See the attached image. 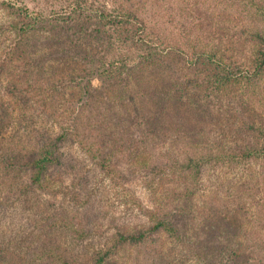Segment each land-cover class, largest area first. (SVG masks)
Returning <instances> with one entry per match:
<instances>
[{"label":"rangeland","instance_id":"374dc122","mask_svg":"<svg viewBox=\"0 0 264 264\" xmlns=\"http://www.w3.org/2000/svg\"><path fill=\"white\" fill-rule=\"evenodd\" d=\"M124 1L148 17V32L164 44L152 45V60L141 63L136 42L127 54L139 63L113 78L95 73L89 82L92 57L104 53L91 5L99 9L103 0H0V264H94L110 249L106 264H208L187 242L264 256V212L257 216L264 160H214L260 142L251 127H264V76L230 68L232 81L218 87L213 65L197 51L216 43V11L225 2ZM48 14L75 22L61 29L49 22L55 17L39 22ZM24 80L47 82L49 96L38 97L50 98L52 113L21 93ZM82 129L91 134L88 146L117 152L110 158L118 176L81 147ZM59 135L65 138L57 141ZM51 142L55 151L47 149ZM45 149L52 162L37 187L29 163ZM136 150L143 156L130 166L125 155ZM194 154L210 161L187 204L191 214L173 222L175 236L160 232L141 246H115L118 232L151 225L137 203L176 209L175 192L190 183L177 164Z\"/></svg>","mask_w":264,"mask_h":264},{"label":"trees","instance_id":"16d2710c","mask_svg":"<svg viewBox=\"0 0 264 264\" xmlns=\"http://www.w3.org/2000/svg\"><path fill=\"white\" fill-rule=\"evenodd\" d=\"M104 1L110 5L109 9L104 6ZM222 1L225 2V5H222L224 6L222 11H216L215 37L211 38V41H216V43L210 48H201L198 46V48L196 47L197 51L204 56L209 64L213 65V70L215 71L211 74V77L216 78V85L218 87L228 86L229 81H232L235 73L230 68L235 69L238 73L244 72L246 77H252L251 75H254L257 78H262L264 76V0ZM125 4L124 0H103V4L99 9L95 7V3L91 5V12L95 14L94 18L98 24V27H95L97 31L94 32L97 36H95L97 38L95 39L96 46L102 49L104 53L97 59L92 57L93 67H91V71L88 75L89 82H91L94 76L93 74L95 73V76L100 74L99 76L105 78H113L139 63L136 57L133 58L127 54L128 51L134 49L132 46L135 47L136 42H138L141 52H144L141 53V63H147L152 60L153 55L151 51L152 48H154L152 45H154L155 48H159L164 44V40H161L158 37L159 35L148 32L150 26L148 17L144 16L143 18L138 16L136 11L126 7ZM187 13L186 11L185 14ZM57 16V14H48L47 16L39 18V22L43 21L49 24L48 19L55 17L49 22L53 24L52 27L60 29L69 23L74 24L75 22L68 17ZM229 24H232L233 28L230 27ZM103 28L106 30H103ZM233 32L235 33L233 34ZM138 33H140V35ZM123 35H125L126 38H122ZM129 42L130 46H128ZM246 50H249L251 53L249 57L245 55ZM237 51L241 53L238 56L227 54L236 53ZM34 61L35 60H32V62ZM248 69H250V71ZM28 82L30 81L24 80L23 83H20L19 87L21 88V93L35 100L36 103H38V108L44 113H52L51 102L49 103L50 98L41 97V95L38 97L39 94L42 93L49 96L50 93L47 82ZM251 130L260 138V142L256 147H250L238 152H223L222 156H217L214 160L219 162L224 161L226 163L243 162L250 159L264 160V127H251ZM86 134L91 135L86 129H82L80 135V138H82V141H80L81 147H84L86 153L90 155L93 160H96L100 167L106 170L110 176H118L115 167L111 163V158L113 157L110 158L111 154L114 156L117 152L112 150L105 152L100 148H94V146L91 147V145L88 146L89 138H87ZM64 138L65 136L59 135L56 140L61 141ZM48 144L50 145L47 149L53 148V151H55L54 145L56 146V143L54 144V142H51ZM47 149L41 151V153L29 163L31 185L37 187L42 186V170L46 165L52 162L50 154L53 153H49L50 150L47 151ZM142 156L139 150L127 151L125 155L130 166L137 164L135 160L142 158ZM209 161L210 157L194 154L186 156L183 163L177 164L178 173H185V177L186 175L188 176L190 183H187L188 185L186 184V186L184 185L181 192H175L176 209H174L173 212L168 211L166 213L156 206L153 211H150L144 209L137 203V208L144 212L148 220H150L151 225L146 228L135 230L134 232H118L115 239V246L118 244L141 246L148 238L160 232H166L169 236H175L178 230L173 227V222H176L177 219L190 213L191 201L195 194L194 187L198 184L200 169L202 165ZM141 166L145 168L147 165ZM187 204L190 206L188 207ZM258 204L257 216H261L264 212V188L261 189V197ZM186 244L185 246L190 252L200 253L206 256L205 258H207L208 264H264V256L261 257L257 255L251 248L212 247V245L195 248L194 244L190 245L188 242ZM110 251L111 249L99 253L94 260V264H106ZM224 255H226L225 262L222 257ZM62 264L67 263L63 262Z\"/></svg>","mask_w":264,"mask_h":264}]
</instances>
